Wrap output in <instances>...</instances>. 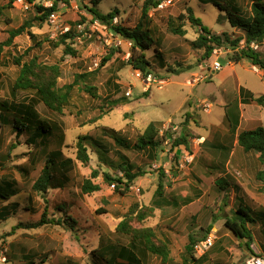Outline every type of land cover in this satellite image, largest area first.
I'll return each mask as SVG.
<instances>
[{"label":"rangeland","instance_id":"rangeland-1","mask_svg":"<svg viewBox=\"0 0 264 264\" xmlns=\"http://www.w3.org/2000/svg\"><path fill=\"white\" fill-rule=\"evenodd\" d=\"M94 1L41 0L42 4L57 3L55 23L32 21L30 31L36 37L33 42L23 33L14 38L12 46L2 49L0 186L4 181L11 182L18 194L0 199V264H104L110 256L118 262L122 259L114 258L111 250L130 249V238L117 231L120 221L128 217L132 229L149 228L155 236L154 243L167 245L169 255L165 264H248L256 255L264 257L259 251L262 236L258 222L247 224L252 236L250 250L245 246L246 240H237L224 227L225 218L236 212L235 207L231 208L229 193L240 185L234 176L225 174L221 165L234 149L239 132L264 127V110L256 104L245 107L249 122L240 118L244 106L239 93L244 89L259 97L264 94V82L260 70L249 61L233 62L230 49H220L208 59L203 57L202 50L194 49L192 42L197 39L199 29L186 19V9L190 7L195 18L213 34L236 37L241 32L230 27L226 11L212 2L168 0L170 3L164 8L151 9L145 25L152 44L145 54L151 64L149 76L161 84L148 85V76L144 78L127 65L131 43L118 37L110 25L95 24L87 11L92 9L105 15L116 10L117 21L113 25L131 29L140 18L143 0H99L97 4ZM228 1L218 0L221 7ZM250 2L232 0V5L247 17ZM35 5L26 10L18 0H0V43L10 30L36 16ZM179 16L184 20L179 21ZM178 26L185 31L184 36L170 31ZM75 27L77 37L64 43L75 52L72 57L64 55L63 44L57 47L53 44L65 29ZM35 41L40 45L34 46ZM262 45L255 49L263 57ZM111 51L110 58L100 66ZM32 58L42 66L58 67L59 88L70 84L75 75L93 72L85 82L96 89L100 100L74 87L68 104L58 114L39 102L32 90L12 92L20 69L15 60L23 64ZM214 63L220 65L219 70ZM121 98L126 103L109 110L107 102ZM20 106H31L33 120L43 121L48 128L56 124L59 134L46 141H40L44 133L40 139H28L31 133L25 130L16 136L13 117ZM236 117L238 125L233 131L231 121ZM258 120L263 121L262 125ZM150 122L158 130L156 138L160 146L155 151L121 149L112 139L101 135L99 129L117 131L134 144ZM182 134L187 147H175L173 141ZM58 136L62 137L60 144ZM79 136H91L100 146L93 142L86 146L89 160L85 165L77 159ZM54 151L61 154L55 159L56 164L71 161L64 173L67 183L46 194L34 192L32 184ZM123 160L132 167V172L143 173L129 189L118 190L112 187V182L104 180V174L121 177ZM58 171L55 175L59 180ZM93 171L97 172L96 178L90 177ZM86 179L98 185L99 191L82 194L81 186ZM160 180L165 184L163 206L154 208V193ZM44 209L47 219L61 222L36 229L15 228L18 224L37 223ZM142 212L146 217L138 221L135 217ZM208 227L211 229L207 236L213 237V246L202 256L196 253L191 256L185 248L188 237L200 238ZM132 249L135 264H163L159 257L145 251L141 243Z\"/></svg>","mask_w":264,"mask_h":264},{"label":"trees","instance_id":"trees-1","mask_svg":"<svg viewBox=\"0 0 264 264\" xmlns=\"http://www.w3.org/2000/svg\"><path fill=\"white\" fill-rule=\"evenodd\" d=\"M29 4L38 1L39 4L36 6V16H34L30 21H26L20 27L10 30L8 32V37L0 43V55L3 48H9L13 45L14 38L26 33L30 41H34L36 39L35 35L31 33L30 29L32 28V21L38 23H44L48 21V17L51 13L56 12L57 3L53 2L49 8L43 6L40 3L41 0H26ZM59 1V0H57ZM162 0H143V4L141 7V14L137 24L133 28H124L120 26H111V20L114 18V15L117 13L116 10L113 12L107 13L105 15H101L96 13L92 9H88L87 11L91 14V19L98 20L101 23L106 25H110L111 30L121 37L124 40H127L131 43V54L127 61V65L130 66L133 70L138 71L144 78L151 74V64L149 60L146 58V51L152 44V40L149 35V28L145 24L148 19V12L156 8L157 5ZM204 3L206 1L212 2L215 6H217L220 10L226 11L227 19L232 29H237L241 32L239 36H232L228 33L222 34H213L210 30L206 29L200 22L199 19L195 18L193 15V10L189 7L186 9L187 20L188 22L199 29V34L197 39L192 42V47L196 50L203 51V57L205 59L210 58L215 49H230L233 51V55L231 59L233 62L238 63L241 60H247L251 63V65L257 67L261 74V80L264 82V57L260 55V53L253 47H260L264 42V0H251L250 5V14L245 17L242 14H239V9L232 5V0L226 2L225 7H221L218 0H202ZM225 1V0H224ZM99 0L94 1L93 3L97 4ZM1 14V10H0ZM179 21H183L184 17L179 16L177 18ZM79 25V24H78ZM170 31L173 34L184 36L185 31L181 29L180 26L170 28ZM76 27L74 29L69 28V31L63 33L59 36L56 43L53 46L57 47L58 45H64V55H70L72 57L75 56V52L64 43L66 41H72L73 38L77 37ZM242 43V44H241ZM39 42L35 41L34 46H39ZM242 45V46H241ZM30 49L24 51V54H27ZM112 51L108 54L106 58L103 59L100 66L105 63L111 55ZM158 57L160 58L159 54ZM15 63L19 66V73L14 81L11 91H34L35 96L38 101L41 102L49 111L54 113H62L63 108L68 104L69 98L71 96V92L76 87L81 91L87 93L92 99H99L96 95V89L90 85L86 84V79L92 75L93 72L89 74H78L75 75L73 81L62 87L57 86V78L60 75L59 69L57 66L46 67L37 63L36 58L30 59L28 62L20 64V62L16 59ZM242 99L241 103L243 104H256L261 108H264V94L255 97L249 91H245L241 89L239 91ZM100 100V99H99ZM126 103V99H116L107 102L109 110L116 108L117 106H122ZM31 106L25 107L20 106L15 111V115L13 117V124L15 125V135L18 136L20 132L26 131L29 135L28 139H40V141L49 139L54 137L55 134L58 135V127L49 126L45 127L43 121H38L36 119L33 120L35 115L31 111ZM103 113V112H102ZM100 117V116H98ZM4 119V118H3ZM7 120V119H6ZM232 130L234 131L238 125L237 117L233 118L231 121ZM100 134L112 139L114 144L121 149L124 150H133V151H145V150H157L160 146L159 141L157 140L158 130L156 128V124L150 122L143 132L136 139L134 144H131L129 140L121 137L117 131H114L109 128L100 127ZM59 144L62 141V137L58 136ZM92 142L97 145L99 143L95 142L91 136H79L76 142L77 148V159L82 162L84 165L88 162V156L86 154V146L91 145ZM236 144L239 146L243 152L245 153H256L258 155V160L261 164H264V128L258 127L254 130L250 131H242L238 133L236 137ZM173 145L175 147L184 146L187 147V140L185 134L180 135L177 139L173 141ZM99 146V145H97ZM100 147V146H99ZM59 151H54L50 153V158L45 161L44 166L41 169L40 175L33 182L31 189L34 192L40 194H46L50 189H60L65 186L67 183L64 173H66L71 165L70 160H64L55 163V159L60 157ZM123 165V166H121ZM120 165V170L122 171V176L119 178H110L108 174H104V180L108 183H111L116 189L125 190L129 189L130 185L133 181L141 176V173L132 172V167L123 160ZM59 168V171H58ZM56 171H58L61 178L58 180L56 178ZM91 178L97 177V172L93 171L90 175ZM256 178L261 181L262 187L259 189L261 193L264 194V170L259 172L256 175ZM14 185L11 182H2V186H0V199L7 200L9 197H13L18 194L17 191L13 189ZM165 184L160 180L157 184V188L155 190V200L153 201V207H160L163 201V192H164ZM99 191V186L96 184H92L89 179L83 181L81 186L82 194H91ZM44 212L41 215V219L35 223L30 224L28 226L24 224H18L15 228H23V229H36L46 224H52L54 222L60 223L59 220H50L46 218ZM258 214L264 216V211H259ZM145 214L142 212L138 214L135 218L138 221H142L145 218ZM130 218H124L117 226V231L121 234H124L130 238V249L129 250H111V254L114 255V258L120 257L125 262H121L122 260H115L113 257L109 260H106L104 264H135L137 259L133 254V249L135 248L136 243H141L143 249L148 253L155 255L160 258L161 262L165 264L168 260V247L165 244H156L153 242L155 238L151 229H141L136 230L132 229L128 222ZM255 220L252 219L249 212H245L243 210H237L233 217L225 218L224 227L239 241L246 240L245 246L250 250L249 246L252 243V236L250 234V230L247 228V224L254 223ZM262 221V220H261ZM211 227H208L204 232L203 236L200 238H195L193 235L188 237V243L185 246L186 251L192 256L194 252V246L204 240L207 237V234ZM102 256L104 254L101 253ZM32 264V263H30Z\"/></svg>","mask_w":264,"mask_h":264},{"label":"crops","instance_id":"crops-1","mask_svg":"<svg viewBox=\"0 0 264 264\" xmlns=\"http://www.w3.org/2000/svg\"><path fill=\"white\" fill-rule=\"evenodd\" d=\"M263 45L261 50L264 57ZM229 68L233 69L234 67ZM260 74H262V71H260ZM241 105H243L245 108L253 104L241 103ZM244 108L240 118H243V121H245L246 123L249 122L250 119L247 114L245 115V113L247 112L246 108ZM261 109L264 110V108ZM257 122L260 123V125H262L263 123L262 120H258ZM234 144V149L228 154L229 156L224 160V164L221 163L222 167H224V169L226 170L225 174L234 176V179L240 185L239 188H232L231 193H229L231 195V208L235 207L234 211L241 209L245 212H250L258 218V220H255L254 223L258 222L257 225L259 228H261L260 235L262 236V242L259 243L261 244L259 245V251L261 253H264V216L258 214L259 211H264V194L259 190L262 187L263 183L261 181L257 182L255 179L256 175L264 170V164H261L259 162L258 155L256 153H245L241 148H238L239 146H237L236 144V138ZM236 147L238 150H236ZM234 151H237L236 156L234 155Z\"/></svg>","mask_w":264,"mask_h":264},{"label":"built area","instance_id":"built-area-1","mask_svg":"<svg viewBox=\"0 0 264 264\" xmlns=\"http://www.w3.org/2000/svg\"><path fill=\"white\" fill-rule=\"evenodd\" d=\"M18 2L22 5L23 8H25L26 10L33 7L36 4H39L38 1L36 2H33L32 4H29L26 0L25 2L22 1V0H18ZM170 1L168 0H162L158 5V9H162L164 8L167 4H169ZM52 5V3H49V4H43L44 7L46 8H49L50 6ZM57 19V12H53L49 15L48 17V21L50 23H55ZM116 21L117 19L116 18H113L111 20V26H114L116 24ZM94 23L95 24H100L101 22L98 21V20H94ZM104 24V23H102ZM114 24V25H113ZM106 25V24H105ZM77 27H81L80 24L77 26ZM69 31V28L68 29H65L64 30V33L68 32ZM118 36V35H117ZM119 37V36H118ZM121 38V37H120ZM122 39V38H121ZM124 40V39H123ZM127 41V40H126ZM242 46V45H241ZM254 48H256L255 46H253ZM220 49H215L213 51V54H216L217 52H219ZM214 67L216 70H219L220 69V65L218 63H214ZM146 83L148 85H150L151 83L152 84H157V85H160L161 82H158L156 81L154 78H152L151 76L148 75V77L146 78ZM174 130V129H173ZM175 131V130H174ZM170 139L167 140V142H169ZM112 187H114L112 185ZM214 244V240H213V237L211 235H208L204 240L198 242L195 246H194V252L199 255V256H202L207 250H209ZM248 264H264V257L263 256H256V257H253L249 262Z\"/></svg>","mask_w":264,"mask_h":264}]
</instances>
